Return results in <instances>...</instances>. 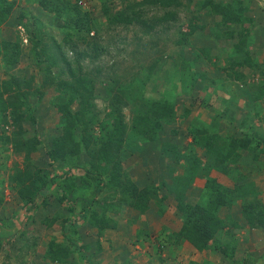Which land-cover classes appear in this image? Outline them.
Returning a JSON list of instances; mask_svg holds the SVG:
<instances>
[{
	"label": "rangeland",
	"instance_id": "374dc122",
	"mask_svg": "<svg viewBox=\"0 0 264 264\" xmlns=\"http://www.w3.org/2000/svg\"><path fill=\"white\" fill-rule=\"evenodd\" d=\"M132 1L140 3L138 9H143L142 18L146 19L148 25L154 27L151 32L148 31L147 35L144 34V31L148 28L137 22H133L127 27L123 24H113L111 28H107L103 24L104 16L99 4L94 7L87 6L86 0L81 2V4L85 2L86 5L83 7L88 8L91 16L99 20L101 24V26L92 27L86 36L90 38L93 32L96 35L95 30L98 29L102 37L101 43L108 45V50L100 52L102 54L95 59H92L88 54L82 57L81 64L84 71H89L88 77L94 84L93 101L96 105L87 111L84 124H75L72 129L65 128L66 122L50 103V99L54 95L53 86L42 89L44 96L36 109L37 124L26 120L21 125V131H27L28 137L34 135L36 130L40 132L39 139L42 144L36 150L28 152L22 149L16 152L13 150V145L9 143L6 148L2 147L3 137L6 135L11 137L14 131L19 130V127H15L9 119L5 124L0 119V181L2 182L0 185V264H75L76 260V254H71V252L67 253V257L64 259L65 249L69 243L64 238L60 224L65 217L69 216L66 211L68 201L64 199L61 203L56 201L54 196H50V204L38 205L27 210L18 197L15 182L10 178L13 174L19 171L23 173L28 167L32 170L39 168L55 175L59 181L61 177L58 176V173L68 169L69 163L79 165L86 164L90 160L86 153L87 149H85L81 129L86 128V139H88L87 136L94 137L91 138L93 141H90L87 146L92 151L97 149L100 139L111 128L112 122L121 117L124 131L122 135L119 134V137L126 144L131 142L125 149H121L122 154L120 151L122 172L126 175L125 171H127L131 178L139 177L141 181H150V177L159 179L157 174L148 175L149 178L146 177L145 173L150 171L152 163L165 158L170 160L168 154L176 153L178 150L177 155L180 156L181 150L186 151L190 143H193L191 135L188 134L191 122L186 118L182 120L181 113L189 108L190 113H193L194 109L199 112L198 114L201 113L200 115L207 117V111L202 105L204 93L201 91L202 87L207 84L198 82L195 91H185L183 86L184 79L188 78L189 74L182 73L188 68V64L196 59L198 53L207 49L210 57L219 54L221 49L222 51L223 49L228 50L229 46L237 43L239 31L244 25H247L250 35L242 43L240 49L247 50L251 56H254L256 63L254 66L240 67L239 71L245 75L247 86H253L261 79L262 73H264V0H248L244 14L252 19L251 24L236 23L231 25L227 23L223 26L218 23L220 16L217 13L205 15L203 10H200L197 14L200 18H192L199 0H176L180 1L178 6H164L162 0ZM121 7L120 2L116 0L113 9L117 11ZM21 13L24 12H19V15ZM164 14H171L168 22L158 20ZM17 15L16 13V17L11 19L9 26L13 22L17 23L12 28L8 27L4 33H0V84L12 77L30 78L31 76L37 77L33 81L38 83L43 78L44 72L39 73L35 63V52L31 50V42L28 41L29 30L25 26L28 19L25 16L22 18V15ZM40 19H42L43 26L35 38L47 40L53 35L60 40L62 35L59 27L61 20L55 19V24L50 26L47 18L41 16ZM191 19H193V23H197L198 29L190 33L189 22ZM163 27L165 32L161 31ZM227 28L233 31V35L230 37L221 36ZM17 30L19 34H17ZM35 30L38 31L36 27ZM149 33L151 36L148 35ZM157 35L159 36L157 37ZM180 37L184 38L183 42H176V40H180ZM6 41L10 42L7 46L3 44ZM14 41L17 43L14 44ZM113 44L116 48L113 47ZM12 47H17L19 50V54L13 58L10 56ZM75 48L82 52L86 47L80 40L75 44ZM5 49H8V55L5 53ZM221 56L224 57L223 54ZM221 56L219 57L221 60L219 59L217 62L223 64ZM207 60L206 58L205 63L202 61L203 63H196V65L192 63L193 68L196 71L208 72ZM240 87H243L241 81L239 82ZM243 92L244 95L249 93L247 90ZM1 97L5 99V93ZM32 97L27 103L33 106L34 99ZM241 99L242 101L246 100L245 97ZM160 101L172 103L177 115L173 123L168 125L162 123V130H155L157 133L154 138L151 129L152 125L157 123L158 118L153 116L156 114L155 109ZM217 105L219 106V104ZM253 107L259 109L257 104H253ZM78 108L79 105L75 102L72 109L77 110ZM142 117H145L146 121H141ZM149 124L150 126H148ZM174 129L178 131L176 135L172 132ZM146 130H150V132L148 131L147 134ZM146 135L147 141H142ZM55 139L59 143L69 146L68 150L63 151L65 161L52 162L48 156L47 150ZM165 143L174 144L177 149H172V152H162L161 145ZM69 148L76 149L77 152H70ZM196 149L199 150L198 147ZM146 161H149L148 164ZM160 182L157 194L166 184ZM136 185L140 188L137 183ZM166 186L171 187L167 184ZM150 187L154 186L150 185ZM50 192L47 191L48 194ZM136 193H139V199L145 197L140 189ZM183 194H185V188ZM124 195L132 199V196L123 194L115 187L105 190L103 195L98 198L99 203L94 206V211L98 218L105 219L107 217L110 219L114 227L106 228L99 234L97 228L88 222L79 224L77 229L79 240L77 241L86 244V246L89 245L88 253L92 254V262L97 264H156L155 261L149 259V256H152L149 253L150 249H141L142 254L135 252L138 250L135 248L138 238L130 240L131 230L127 224L121 225L122 222L124 223L122 218L126 215L125 210L127 209L125 208L127 204L124 202ZM41 199L39 197L38 201ZM187 207L185 205L183 210H186ZM157 212L158 215H161L160 211ZM148 214H150V218L156 215H152L151 212ZM133 217H136V213ZM72 218L76 220L78 216L75 215ZM155 220L157 224V219ZM139 235L141 234L139 233ZM181 238L179 232H174L167 241L177 244ZM98 243L99 245H97ZM59 256L61 260H55ZM187 259L173 264H186Z\"/></svg>",
	"mask_w": 264,
	"mask_h": 264
},
{
	"label": "trees",
	"instance_id": "16d2710c",
	"mask_svg": "<svg viewBox=\"0 0 264 264\" xmlns=\"http://www.w3.org/2000/svg\"><path fill=\"white\" fill-rule=\"evenodd\" d=\"M17 1L18 0H0V26L8 21ZM100 1L101 12L104 16L103 24L105 27L111 28L113 24H123V26L127 27L129 24L137 22L143 24L145 28H148L144 31L145 35H147L149 30L151 32L152 29H154L152 25H148L149 23L146 19L142 18V14H144L143 9H138L140 3H137V1L118 0L122 7L117 11L113 9L116 5V0ZM81 2L82 0H76L74 5H72L71 2L67 0H35V4L38 6L36 9L37 13L35 16H31L30 19L32 23L30 21L26 23L25 26L29 30L27 36L28 41L30 40L31 42V50L35 52H33L35 63L39 69V73L43 71L44 75L38 83L33 81L37 77L34 78L31 76L30 78L12 77L0 84L1 122L5 124L9 119L15 127H19V130L14 131L11 137H7V135L3 137L2 147L5 146L6 148V144L9 143L13 145V150L16 152L22 149L32 152L42 144L39 139L40 132L38 130L35 131L34 135L28 137L29 135L27 136L26 134L27 131H21V125L26 120L33 124H37L38 117L36 109L44 96V90L42 89L47 86H53L54 95L51 98L52 100L50 99V103L53 109H56L61 118L66 122L65 128L72 129L75 124H84L87 111L96 107L93 101L94 84L88 77L89 71H84L81 61L83 59L82 57L86 54L91 56L92 59H95L102 54L100 52H106L108 50V45H103L101 43L102 37L98 29L95 30L96 35L93 32L90 38L87 37L92 27L101 26V24L99 20L91 16L87 8L80 5ZM161 2L164 6H178L180 4V1L176 0H162ZM247 2L248 0H199L196 3L194 10L195 14L192 18L196 19V17H198L199 19L200 17L197 14L200 10H203L205 15L217 13L220 16L218 23L221 26L227 23L231 25H235L236 23L251 24L252 19L244 14L247 8ZM141 3L143 4V2ZM21 15L23 18L24 13H21L19 16ZM46 15H53L54 20H61L59 27L62 31V35L60 36V40L56 39L53 35L48 37L47 40L44 38H40L39 40L35 38L43 26L41 22L42 19L40 18L41 16L46 17ZM170 15L164 14L162 17H159L158 20L160 22H162V20L168 22V19H170L169 17H171ZM192 20L193 19L189 22L190 33L198 29L197 23H193ZM35 27L38 31L35 30ZM248 27L249 26L244 25L241 31H239L236 44L233 43L228 47V50L223 49L222 51L221 49L222 52L220 51L221 53L215 54V57L219 59L221 54L224 55L225 58L221 57L224 58L225 64L219 67V70H223L230 80L242 82L243 89L239 88V91L247 90L253 93V97L260 99L264 97V73H262L263 75L257 83L253 86H247L245 75L237 70V68L246 65L254 66L256 63L254 56H251L247 50L240 49L242 43H244L246 38L250 35V32L247 31ZM161 31L165 32L164 27ZM17 34H19L18 30ZM148 35L151 36L150 33ZM232 35L233 31L228 28L221 34L223 37H230ZM158 36L159 35H157V37ZM80 40L82 44H84V47H86L82 52L75 48V44ZM183 40L184 38L180 37V40H176V42L182 43ZM13 43L16 44L17 42L14 41ZM3 44L7 46L10 42L6 41L3 42ZM113 47L116 48L114 44ZM7 51L8 49H5L6 54ZM115 51L120 54L117 49H115ZM208 53L209 51L207 49H204V51L198 54L196 52V59L189 63L188 68L182 73L189 74V77L184 79L183 82L185 91H195L197 83L200 81L205 83L213 81L212 79L210 80L206 72L196 71L192 64L194 63L196 65V63L204 62L206 58L208 59L207 62H211L212 59L211 56L209 57ZM17 54H19V50L15 47L11 51L10 56L13 58ZM180 86L182 88V82ZM206 87L207 85H205V87L203 86L201 90L204 93L203 106L209 104L205 103L207 98H204L207 94ZM4 93L6 95L5 99L1 97ZM31 97L34 99L33 106L27 103ZM75 102L79 105L77 110L72 109V105ZM164 102L160 101V103L157 104V108L155 109L156 114L153 116L158 118L157 123L155 122L151 129L154 138L157 133L155 130H162V123L168 125L176 120L177 114L174 105L172 103H167V101ZM189 113L190 109L186 108L184 113H181V116L187 118ZM215 114H217V117L221 116L218 112ZM250 118L251 117L248 116L246 119L245 116V118L239 121L240 129L245 127L250 130H245L244 132L242 130L244 135L241 138L238 136L222 137L218 134L217 128L219 121L216 120V117H211V124L207 126L204 121L198 120L199 118L192 121L188 127V134L191 135L193 143H190L186 151L180 153V156H178V159L188 165L184 174L185 177L179 184L181 186L185 185L184 181L187 183L188 179L196 174L199 157L194 153V147H200L203 150L205 158L211 161L210 163L213 162L215 167L225 171L230 170L227 164L229 160L235 162V159H233L231 155L235 154L239 147L246 148L251 145H254V148L262 147V145H264V133H262V130L253 131L255 127L248 124L252 122V120L248 122ZM140 120L144 122L146 118L142 117ZM150 124L148 126H150ZM81 130L85 149H87L86 153L90 157V160L86 164L77 165L75 163H69V165H67L68 169L58 173V176L61 177L59 181L55 175L50 174L47 170L39 168L32 170L30 167L25 169L23 173L20 171L16 172L10 178L15 182V189L18 197L21 203L26 206L27 210L33 209L38 205L45 206L50 204V196H54L55 200L61 203L66 199L68 201L66 211H68L69 216L65 217L60 224L64 232V238H66L69 243L67 244L68 247L65 249L66 255H64V259L67 257V253L71 252V254H76L75 264H97L92 262V254L88 253L89 245L86 246V244L78 243L77 240H79V237L77 235V229L79 224L82 225L85 222L95 226L99 234L106 228L114 227L110 219L107 217L105 219L98 218L95 213L94 206L99 203L98 198L103 195L105 190L115 187L123 194L132 196L131 199L124 195V202L138 210L141 215H145L146 211L149 209L150 199L155 197L157 192L155 187L147 186L139 188L127 171L124 170L126 175L122 172V157H120V151L122 148L125 149V147L130 145L131 142L126 144V142L119 137V134L122 135L124 131L121 117H118V119L112 122L111 128L100 139L97 149L95 148L92 151L88 149L87 146L90 144L91 138L94 137L87 136L88 139H86V128L83 127ZM148 131L150 132V130ZM148 131L146 130L145 132L148 134ZM145 132L144 134H146ZM172 132L175 135L178 133L176 129ZM146 138L147 135L143 137L142 141H147ZM68 147L69 146H66L65 143H59L58 140L55 139L51 147L47 150L51 161H65L66 159H64L65 155L63 151L68 150ZM161 148L162 152L167 153L172 152V149H177V146L165 143L161 145ZM69 150H71V148H69ZM261 150V153L264 152V148ZM178 151L173 153V155H177ZM70 152H77V150L73 149ZM54 180L57 181L55 187ZM1 183L0 181V185ZM219 186L220 185L213 179L207 182L208 191L217 193L214 198H211V200L209 199L210 202H208L210 207H206L208 205L207 202L205 206L202 204V206L195 205L187 207V209L184 210L186 214L185 221L179 235L189 241L199 251L209 246H216V248L225 249V255H230V253H226V249L229 247L221 244L218 238L215 237L216 232L223 228L222 219L215 213V208L223 202L221 200V194H219L221 193V188ZM139 189L145 194V197L142 199H139V193H136ZM172 190L173 189L169 191ZM47 191H51L50 194H48ZM39 197L42 198L41 201H38ZM242 212L250 225H264V206L261 203L257 201L245 202L242 205ZM75 215L78 216L76 220L72 218ZM97 245H99V243ZM55 260L60 261V256Z\"/></svg>",
	"mask_w": 264,
	"mask_h": 264
},
{
	"label": "crops",
	"instance_id": "0c3cea01",
	"mask_svg": "<svg viewBox=\"0 0 264 264\" xmlns=\"http://www.w3.org/2000/svg\"><path fill=\"white\" fill-rule=\"evenodd\" d=\"M67 1L74 5L76 0ZM86 1L87 6L97 7L99 4L101 8L100 0ZM36 4L35 0H18L8 21L0 26V33H4L8 27L12 28L17 23L13 22L9 26L11 19L16 17V13L19 16V12H24V16L26 14L28 22H30L31 16H35L37 13L38 6ZM80 5L83 7L86 4L84 2ZM44 18L49 20L50 26L54 23L53 15H46ZM211 59V62H206L209 64L206 74L215 75L210 77V80L213 81L206 82L207 94L204 98H207L205 103L209 104L204 107L207 117H203L200 115L201 113L198 114L199 112L193 109V113H190L186 119L192 122L199 118L198 120L204 121L207 126L211 124V117H216V120L219 121L218 134L222 137L238 136L241 138L244 135L242 130L243 132L250 130L245 127L240 129L239 121L245 116L246 119L250 116L248 122L250 120L252 122L248 124L255 127L253 131L262 130L264 133V97L257 99L253 97L252 92L244 95L242 90L239 91V81L230 80L223 70H219V67L225 64L224 58H222L223 64L217 62L220 58L217 59L215 55H211ZM242 95L246 98L245 101H242L241 98H244ZM253 104H257L259 109L253 107ZM216 112L221 116L217 117ZM253 146L239 147L236 153L231 155L235 162L228 161L230 170L227 171L215 167L213 162L210 163L211 161L205 158L200 147H198L199 150L194 147L193 151L199 157L197 171L194 176L188 179L187 183L184 181L185 185L183 186L179 182L184 179L188 165L178 159V155L175 154H168L170 160L165 158L161 161H154L151 165V172L145 173L147 178H149L148 175L157 174L159 179L150 177V181H141L139 177H132L135 184L137 183L140 187L154 186L156 192L159 190L160 181L162 184L171 185V187H167L164 184L159 194L150 199L149 209L145 215H141L130 205H125L127 208L125 210L126 219H124L125 216L122 218L124 223L121 221V225H128L131 230L130 240L138 238L135 245L138 250L135 252L142 254L141 249H150L149 253L152 256H149V259L155 261L156 264H173L180 260H186V258L189 259L186 264H264V225H250L242 212V205L245 202L257 201L264 206V152H260L264 145L258 148ZM184 151L181 150L182 153ZM146 162L148 164L149 161ZM210 179L220 185L221 193H218L221 194L223 201L215 208V213L223 222V228L216 232L215 237L221 244L229 247L226 249V253H230V255H225V249L216 248V246H209L199 251L182 236L177 244L167 241L171 234L180 232L183 227L186 215L183 206H205L217 194L208 191L207 182ZM184 188L185 194L182 195ZM171 189L173 190L169 191ZM209 202L206 207H210ZM157 211H160L161 215H158ZM148 212L156 215L150 218ZM134 213H136V217H133ZM155 219H157V224ZM168 234H170L169 237H167Z\"/></svg>",
	"mask_w": 264,
	"mask_h": 264
}]
</instances>
